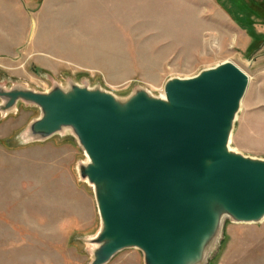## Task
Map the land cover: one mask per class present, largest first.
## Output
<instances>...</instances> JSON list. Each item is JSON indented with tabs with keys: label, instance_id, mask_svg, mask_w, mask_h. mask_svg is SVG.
Masks as SVG:
<instances>
[{
	"label": "rangeland",
	"instance_id": "obj_1",
	"mask_svg": "<svg viewBox=\"0 0 264 264\" xmlns=\"http://www.w3.org/2000/svg\"><path fill=\"white\" fill-rule=\"evenodd\" d=\"M233 62L250 85L231 147L264 159V0H0V87L100 88L155 97ZM5 101L0 98V107ZM39 107L0 109V264H90L101 230L89 162L71 130L34 140ZM109 264H145L125 250ZM206 264H264V221L227 219Z\"/></svg>",
	"mask_w": 264,
	"mask_h": 264
},
{
	"label": "water",
	"instance_id": "obj_2",
	"mask_svg": "<svg viewBox=\"0 0 264 264\" xmlns=\"http://www.w3.org/2000/svg\"><path fill=\"white\" fill-rule=\"evenodd\" d=\"M249 85L228 61L169 80L160 97L138 89L121 100L75 84L48 93L0 87V109L35 105L42 116L29 128L32 139L71 130L85 151L80 176L101 219L90 264L130 249L145 264H206L227 219L264 221V159L231 147Z\"/></svg>",
	"mask_w": 264,
	"mask_h": 264
},
{
	"label": "crops",
	"instance_id": "obj_3",
	"mask_svg": "<svg viewBox=\"0 0 264 264\" xmlns=\"http://www.w3.org/2000/svg\"><path fill=\"white\" fill-rule=\"evenodd\" d=\"M2 1H4V0H2Z\"/></svg>",
	"mask_w": 264,
	"mask_h": 264
}]
</instances>
